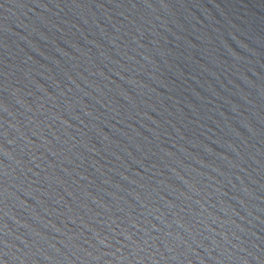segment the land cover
<instances>
[{
    "label": "water",
    "instance_id": "water-1",
    "mask_svg": "<svg viewBox=\"0 0 264 264\" xmlns=\"http://www.w3.org/2000/svg\"><path fill=\"white\" fill-rule=\"evenodd\" d=\"M0 264H264V0H0Z\"/></svg>",
    "mask_w": 264,
    "mask_h": 264
}]
</instances>
